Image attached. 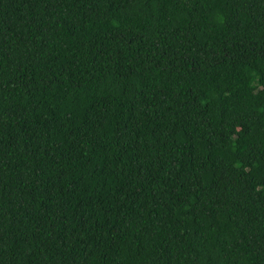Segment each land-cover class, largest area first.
Wrapping results in <instances>:
<instances>
[{
    "label": "trees",
    "instance_id": "16d2710c",
    "mask_svg": "<svg viewBox=\"0 0 264 264\" xmlns=\"http://www.w3.org/2000/svg\"><path fill=\"white\" fill-rule=\"evenodd\" d=\"M0 264H264V0H0Z\"/></svg>",
    "mask_w": 264,
    "mask_h": 264
}]
</instances>
